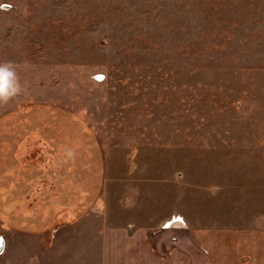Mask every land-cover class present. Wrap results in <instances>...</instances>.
Wrapping results in <instances>:
<instances>
[{
  "label": "rangeland",
  "instance_id": "1",
  "mask_svg": "<svg viewBox=\"0 0 264 264\" xmlns=\"http://www.w3.org/2000/svg\"><path fill=\"white\" fill-rule=\"evenodd\" d=\"M6 61L23 91L0 119L36 105L78 117L112 213L132 203L192 264H264V0H0ZM175 222L189 235H162ZM63 243L76 260L92 240Z\"/></svg>",
  "mask_w": 264,
  "mask_h": 264
},
{
  "label": "crops",
  "instance_id": "2",
  "mask_svg": "<svg viewBox=\"0 0 264 264\" xmlns=\"http://www.w3.org/2000/svg\"><path fill=\"white\" fill-rule=\"evenodd\" d=\"M105 183L102 151L78 117L47 105L5 114L0 119V264H47L55 247L58 264H192L188 249L178 245L182 238L169 241L167 250L160 247L164 239L159 246L152 241L159 227L134 219L132 203L121 209L123 215L112 213ZM173 224L178 227L162 235H189L183 225ZM79 236L92 243L72 252L78 255L72 260L63 242Z\"/></svg>",
  "mask_w": 264,
  "mask_h": 264
},
{
  "label": "clouds",
  "instance_id": "3",
  "mask_svg": "<svg viewBox=\"0 0 264 264\" xmlns=\"http://www.w3.org/2000/svg\"><path fill=\"white\" fill-rule=\"evenodd\" d=\"M23 91L20 77L11 62L0 63V104H7Z\"/></svg>",
  "mask_w": 264,
  "mask_h": 264
},
{
  "label": "water",
  "instance_id": "4",
  "mask_svg": "<svg viewBox=\"0 0 264 264\" xmlns=\"http://www.w3.org/2000/svg\"><path fill=\"white\" fill-rule=\"evenodd\" d=\"M3 246H4V240H3V238L0 236V252H1L2 249H3Z\"/></svg>",
  "mask_w": 264,
  "mask_h": 264
},
{
  "label": "built area",
  "instance_id": "5",
  "mask_svg": "<svg viewBox=\"0 0 264 264\" xmlns=\"http://www.w3.org/2000/svg\"><path fill=\"white\" fill-rule=\"evenodd\" d=\"M99 77H101V76H99ZM176 220H177V221L184 222V220L182 219V217H178ZM173 221H174V220H173ZM173 221H170V224H171ZM167 226H170V225H167Z\"/></svg>",
  "mask_w": 264,
  "mask_h": 264
}]
</instances>
